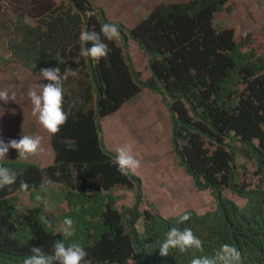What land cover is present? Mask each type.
<instances>
[{
  "label": "trees",
  "instance_id": "obj_1",
  "mask_svg": "<svg viewBox=\"0 0 264 264\" xmlns=\"http://www.w3.org/2000/svg\"><path fill=\"white\" fill-rule=\"evenodd\" d=\"M239 1L158 3L128 29L91 0H0V13L6 6L14 13L0 42V66L17 62L34 74L59 66L78 75L68 83L74 97L64 91L67 123L49 135L53 164L0 160L18 175L11 189L0 190V264H23L32 246L51 254L65 218L74 221L73 241L88 252L89 264H191L223 244L241 252V264H264V20L256 8L240 9ZM219 14L228 18L225 27L214 22ZM104 23L118 26L119 39L105 41L106 59L85 60L80 33L99 32ZM130 40L147 59V79L133 63ZM57 53L68 63L58 65ZM142 90L167 102L172 152L193 187L209 191L213 208L166 217L142 206L140 178L118 172L115 156L103 148L99 120ZM21 180L27 190L19 188ZM54 185L63 204L59 216L36 201ZM225 189L243 205L225 197ZM116 191H134L135 202L119 206ZM19 192L32 205L21 206ZM185 214L190 219L181 223ZM173 227L190 228L202 249H172L162 257L159 247Z\"/></svg>",
  "mask_w": 264,
  "mask_h": 264
},
{
  "label": "clouds",
  "instance_id": "obj_2",
  "mask_svg": "<svg viewBox=\"0 0 264 264\" xmlns=\"http://www.w3.org/2000/svg\"><path fill=\"white\" fill-rule=\"evenodd\" d=\"M120 37V31L117 25L104 23L100 31H82L79 36L81 41V50L79 55L85 60L89 58L93 61L106 59L109 54V47L105 41L112 42ZM90 45V46H89ZM57 64L63 65L68 60L57 53ZM44 81L42 88L37 91L35 88L29 89L28 96L32 104V116L37 118L39 125L50 136H55L60 132L63 125L67 123L68 114L64 111V89L63 81L67 78V70L61 72L59 66L54 68H43L40 70ZM73 75L75 73L73 72ZM0 102L4 104L17 103L15 93L9 95L7 90L0 91ZM42 137L22 135L17 139H10L7 143L0 138V159H4L9 149L17 150L19 159H28L42 152ZM116 156L113 164L117 171L122 175L134 174L140 167V162L132 154L131 145L120 146L116 148ZM18 175L15 171L0 165V190L11 189L17 183ZM21 190H27V182L21 180L19 183ZM47 184H41V189L46 190ZM190 216L183 215L180 218L181 223L188 221ZM59 235L62 239L56 240L52 245L51 254L44 252L43 248L32 246L30 254L24 259L23 264H89L87 261L88 252L76 241H73L75 235L74 221L71 218H65L59 228ZM202 241L196 237L190 228L180 230L176 227L171 228L164 241L159 247V254L162 257L169 256L172 249H178L180 253H186L191 249H202ZM242 254L233 245L223 244L212 257L199 256L192 259L191 264H241Z\"/></svg>",
  "mask_w": 264,
  "mask_h": 264
},
{
  "label": "crops",
  "instance_id": "obj_3",
  "mask_svg": "<svg viewBox=\"0 0 264 264\" xmlns=\"http://www.w3.org/2000/svg\"><path fill=\"white\" fill-rule=\"evenodd\" d=\"M91 1L95 7L104 10L108 19H110L115 23H120L124 25L126 28L130 29L135 23L146 17L148 13L151 11V9L158 3L180 2L186 0H91ZM129 3L130 6L134 4L135 6H139L140 8L149 11L144 16L143 13L140 14L139 16L132 15L131 12L129 11V8H127V5H129ZM9 10L10 9H8V7H5L2 13H0L2 15V17L0 15L1 17L0 22L2 21L1 24L3 28H8L10 22L13 21V18L12 17L10 18V15H6V12ZM220 16L223 15L219 14L218 16L215 17L214 19L215 23L220 21ZM216 19H218V21H216ZM223 19L226 20V18ZM222 24L224 25L225 23L223 22ZM1 35L2 37H0V42L5 39L6 33L5 34L2 33ZM134 45L137 46L133 40H130L127 46L128 48H130L131 46L133 47ZM131 57L133 59V62H135L133 56ZM137 66L139 68H137ZM136 69L141 70L140 66L137 64H136ZM77 77H78L77 73L73 75V72H70L67 74V80L65 79L63 81L64 91L71 92L69 93V95L72 97H74V92L76 90L73 85L69 87L70 84L68 83L71 81L73 84L74 78ZM46 82L47 81L43 80L40 73L34 74L20 63L11 62V63H7L6 65L0 66V91L7 90L9 92V95L15 93L17 96V103L10 102L4 104L3 102H0V138H2L5 141V143H7L10 139L19 140L22 137V135L37 136L38 134L37 132H39L42 134L41 147L43 149V151L38 153L36 156L29 157L28 159H19V154L17 150L10 148L7 156L4 159H0V160L29 162L39 166L40 168H45L53 164L54 156L49 145V134L46 133L45 131L38 130V127L36 125L37 118L32 116L31 114L32 104L28 96L29 89L35 88L37 91H39L42 88L43 84ZM141 92L146 94L145 97H142L144 102L143 100L142 101L137 100L136 96L132 97L131 99L136 98L135 104L138 102L144 103V107H141V111L146 110L147 112H150L151 110L148 108V106L151 105L153 109H155L156 112L158 113V118L161 116V119L160 120L157 119L153 123V126L155 125V128H157L158 130L155 132V136L149 138L151 140H148L149 144H151L152 147L148 149V151L145 154L139 153L140 154L139 159L136 157V159L139 160L140 162V167L134 173V175L139 177L141 180L146 178L147 181L151 179L152 181L156 182L155 174L156 173L158 174L159 171L155 172L154 167H157L158 170L161 168L163 163H165L164 161L165 156L166 153L168 152V150L164 151V149H167V147L165 146V144H163L164 143L163 141H165V139L169 141L170 139V117L167 109V102H163L159 95L153 94L148 90H142ZM161 105H164L165 107L161 108ZM119 110L120 109H118L115 113H113L114 119L109 120L107 125L102 127L100 133L102 143L104 142L103 148L111 154L114 151L113 149L114 147L119 145L123 139L128 138L129 135H131L130 132L132 133L135 132V130L132 128V124L135 122L134 118L136 116L134 114L131 117L127 115L118 114ZM117 114L119 115V117L115 118ZM113 123H115L114 127L111 126ZM162 125L164 127L163 129L160 128ZM147 131H153V130L147 129ZM162 138L164 139L162 140ZM153 148L155 149L153 150ZM21 193L22 192L17 193V196H19Z\"/></svg>",
  "mask_w": 264,
  "mask_h": 264
},
{
  "label": "rangeland",
  "instance_id": "obj_4",
  "mask_svg": "<svg viewBox=\"0 0 264 264\" xmlns=\"http://www.w3.org/2000/svg\"><path fill=\"white\" fill-rule=\"evenodd\" d=\"M263 0H240L239 1V7L240 9H244L246 11H250L252 9H255L260 14L259 16L264 20V5H262ZM157 3V2H156ZM7 7V6H6ZM103 8V7H102ZM127 8H129V11L132 15L139 16L143 13V16L147 14L149 10H144L143 8H140L139 6H135L134 4L130 6L127 5ZM10 9L6 12V15H10V18L12 17L14 19V13L13 9L8 7ZM104 9V8H103ZM104 11V10H103ZM255 11V10H253ZM1 15V14H0ZM2 17V15H1ZM0 17V18H1ZM259 17V18H260ZM223 16H220V21L216 22V26L218 27H225V24L222 23L226 20H224ZM246 15H244L240 21L238 22L239 28L243 29L246 27ZM224 20V21H223ZM218 21V19H216ZM2 22V21H1ZM0 22V37H2V33L5 34L7 32V28H3L2 24ZM5 32V33H4ZM129 53L131 56H133L135 62L134 65L136 67V64L140 66L141 70L138 71L141 73V77L143 79H147L149 77V69L147 64V59L145 60V57L137 46H131L128 48ZM136 63V64H135ZM137 68H139L137 66ZM145 93L140 92L136 96L137 100L142 101L145 97ZM136 98L130 99L129 101L125 102L122 107L119 110L118 114L127 115L131 117L133 114L136 116L134 118L135 122L132 124V128L135 130L134 133L130 132L131 135H129L128 138L123 139L119 145L114 147V151L112 152L113 156H116V148L120 146H127L131 145L132 147V154L134 157L139 159L140 154L139 153H146L148 149L152 147L151 144H149L148 140H151L149 138H152L155 136V132L158 130L155 128V125L153 126V123L157 119H161V116L158 118V113L151 105L148 106V108L151 110L150 112H147L146 110L141 111V107H144V100L143 102H136ZM165 107L164 105H161V108ZM161 110V109H160ZM125 113V114H124ZM116 115L115 118H118L119 115ZM114 119L113 114L105 116L101 118L100 125L101 129L107 123L109 120ZM36 125L38 127L39 131H44L42 126L39 125L38 121H36ZM112 127L115 126V123L111 125ZM160 128H164L163 125ZM147 129H151L153 131H147ZM39 136L42 137V134L37 132ZM129 133V134H130ZM103 139V138H102ZM164 138H162L163 140ZM167 149H164V151L168 152L165 156V163L161 166V168L158 170L157 167H154V171L158 172V174H155L156 182L149 179L148 181L146 178L141 180V190H142V203L141 205L144 206L146 203L151 204L154 206L155 209L159 211L160 214L169 217L172 215H176L180 212H182L185 209H193L199 213H202L206 210H209L213 208L214 202L213 197L209 193V191H197L193 185L191 179L183 172V170L180 168L178 164V159L172 152L170 139L169 141L165 139L163 141ZM104 144V142H103ZM157 148V147H155ZM153 148V150L155 149ZM167 157V158H166ZM242 161L247 162V159L242 156ZM11 161V160H6ZM250 171L253 170V166L251 164H248L247 167ZM157 169V170H156ZM242 169H239V172H241ZM254 180V183H256L255 177H252ZM155 183V184H153ZM53 193L47 194L45 197H36V201H45L47 210L52 212L55 216H59L61 210L63 209V204L60 201V191L56 186H52ZM117 203L119 206L124 207H131V205L135 202L136 195L134 191H116L114 192ZM224 196L233 200L238 205H243L244 200L231 192H229L227 189L224 190ZM19 203L23 207H27L32 205V202L29 198V195L27 193L22 192L19 196ZM43 199V200H42ZM140 226V224H139Z\"/></svg>",
  "mask_w": 264,
  "mask_h": 264
}]
</instances>
